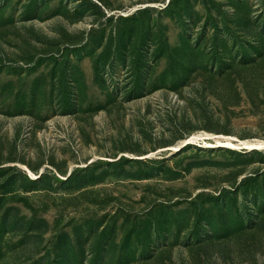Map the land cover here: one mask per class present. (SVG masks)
Here are the masks:
<instances>
[{
    "label": "rangeland",
    "instance_id": "374dc122",
    "mask_svg": "<svg viewBox=\"0 0 264 264\" xmlns=\"http://www.w3.org/2000/svg\"><path fill=\"white\" fill-rule=\"evenodd\" d=\"M0 264H264V0H0Z\"/></svg>",
    "mask_w": 264,
    "mask_h": 264
}]
</instances>
